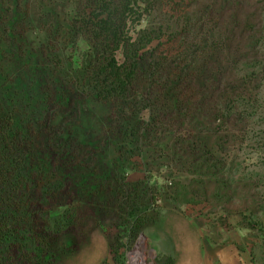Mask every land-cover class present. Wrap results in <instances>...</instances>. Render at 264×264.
Segmentation results:
<instances>
[{
    "label": "rangeland",
    "instance_id": "1",
    "mask_svg": "<svg viewBox=\"0 0 264 264\" xmlns=\"http://www.w3.org/2000/svg\"><path fill=\"white\" fill-rule=\"evenodd\" d=\"M27 13L29 44L54 46L85 97L54 125L98 150L107 193L132 197L111 220L74 204L93 222L62 264H131L142 239L146 264H166L189 229L240 232L264 263V0H0V27ZM98 61L123 89L94 92Z\"/></svg>",
    "mask_w": 264,
    "mask_h": 264
},
{
    "label": "trees",
    "instance_id": "2",
    "mask_svg": "<svg viewBox=\"0 0 264 264\" xmlns=\"http://www.w3.org/2000/svg\"><path fill=\"white\" fill-rule=\"evenodd\" d=\"M28 16L0 27V264H62L80 250L93 222L74 204L111 220L123 216L132 197L107 193L110 180L88 166L98 150L54 125L58 114L76 115L85 97L47 57L54 46L29 44ZM11 62L21 64L18 74L5 68ZM100 65L88 70L94 92L120 90L119 68L110 64L105 73ZM129 210L136 219V208Z\"/></svg>",
    "mask_w": 264,
    "mask_h": 264
},
{
    "label": "crops",
    "instance_id": "3",
    "mask_svg": "<svg viewBox=\"0 0 264 264\" xmlns=\"http://www.w3.org/2000/svg\"><path fill=\"white\" fill-rule=\"evenodd\" d=\"M205 232L203 229L187 230L185 234L188 233L190 239L173 246L166 256V264H264L259 262L253 246L240 236V232H233L222 241L204 238Z\"/></svg>",
    "mask_w": 264,
    "mask_h": 264
},
{
    "label": "bare ground",
    "instance_id": "4",
    "mask_svg": "<svg viewBox=\"0 0 264 264\" xmlns=\"http://www.w3.org/2000/svg\"><path fill=\"white\" fill-rule=\"evenodd\" d=\"M144 251H145V239H142L141 243H139V246H137L136 250L131 255V264H146L145 259L143 260L142 258ZM141 259L143 262H141Z\"/></svg>",
    "mask_w": 264,
    "mask_h": 264
}]
</instances>
